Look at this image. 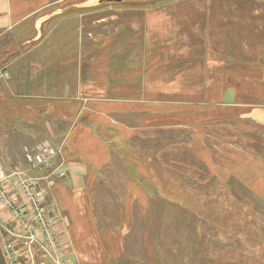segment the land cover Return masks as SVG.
Here are the masks:
<instances>
[{
  "label": "crops",
  "instance_id": "0c3cea01",
  "mask_svg": "<svg viewBox=\"0 0 264 264\" xmlns=\"http://www.w3.org/2000/svg\"><path fill=\"white\" fill-rule=\"evenodd\" d=\"M115 2L0 0V33L26 46L0 70V96L21 106L12 107L15 140L0 112V147L49 140L61 148L65 177H34L48 182L46 201L74 264H120L168 176L200 186L237 181L264 200V0ZM99 180L120 201L114 231L95 224ZM167 206L176 212L168 226L181 227L179 205ZM157 236L152 243L165 242Z\"/></svg>",
  "mask_w": 264,
  "mask_h": 264
},
{
  "label": "rangeland",
  "instance_id": "374dc122",
  "mask_svg": "<svg viewBox=\"0 0 264 264\" xmlns=\"http://www.w3.org/2000/svg\"><path fill=\"white\" fill-rule=\"evenodd\" d=\"M144 1L125 0L123 3L134 5L136 2ZM41 30L43 31L44 27ZM31 33L34 31L31 30ZM14 36L5 32L0 33V66L6 61H11L26 48L21 47L19 37L17 40ZM14 44L18 45L13 46ZM254 91L258 92L257 89ZM8 103L14 108L12 100ZM3 122L9 124L8 121ZM14 134L8 137L15 140ZM46 138L53 139L52 136ZM22 146L14 149V155L4 154L0 148V165L9 173L23 170L27 176H34L35 170H29L28 165L22 163ZM168 177V181L165 182L167 191L162 198L163 205L167 210L172 208L167 206L169 203H177L180 220L189 223L183 221L181 227H169L170 222L167 219H173L176 212L163 210L160 222L155 224L156 230L151 234L150 228L154 224L151 218L154 212L150 211L143 218L138 217L135 221L136 226L125 239L123 260L127 262L126 264L129 262L140 264L139 260L145 257L150 259L156 257L160 259L161 264H264V200L261 197L254 195L237 181L225 185L212 183L200 186L185 180L183 176L177 179ZM7 188L13 195L20 194L12 184H8ZM12 217L13 214L2 203L0 194V220L8 223ZM173 234L181 239L177 240L178 243L169 241ZM157 235L162 236L165 242L152 243V236L158 239ZM184 237L188 239L193 237L195 241L191 244L188 241L185 243ZM26 254L30 258L21 259L28 263L37 264L44 258L33 257L29 251ZM122 261L120 264H124ZM82 262L84 260L80 261V264H84Z\"/></svg>",
  "mask_w": 264,
  "mask_h": 264
},
{
  "label": "built area",
  "instance_id": "2783aa9c",
  "mask_svg": "<svg viewBox=\"0 0 264 264\" xmlns=\"http://www.w3.org/2000/svg\"><path fill=\"white\" fill-rule=\"evenodd\" d=\"M60 153L61 148H55L49 140L22 146L29 170H51L56 177L64 178L66 171L59 169L57 160ZM8 184L20 194L9 193ZM47 186L43 177L27 176L23 170L9 173L0 165L2 203L13 214L8 223L0 220V250L6 264H33L21 259L29 257L28 251L33 257H44L37 264H74L65 253L54 212L47 204Z\"/></svg>",
  "mask_w": 264,
  "mask_h": 264
},
{
  "label": "trees",
  "instance_id": "16d2710c",
  "mask_svg": "<svg viewBox=\"0 0 264 264\" xmlns=\"http://www.w3.org/2000/svg\"><path fill=\"white\" fill-rule=\"evenodd\" d=\"M101 1L103 3H108L109 1L116 3L115 2L116 0H101ZM124 1L125 0H119L118 2L123 3ZM4 64L2 66H0V70L4 66ZM0 98L1 99L9 98L12 100L13 97L1 94ZM14 108H15V110L18 109V111H19V109H21V106L20 105H14ZM15 110L12 109V106H10V105L5 106L0 101V112H3L2 117L4 118V121H8V123L10 124V127H9L10 131L6 132V134H8V136L9 135L11 136L14 134V132H12V128H13V120L15 119V117L13 116V113ZM41 111H43V109H40V108L37 109V113H40ZM16 119L21 121V118H19V117H16ZM5 125H6V122H4V126ZM37 128L41 129V125L37 124ZM19 133L20 132H18L17 134H14V135H16V137H18ZM4 143L9 144L8 140H6ZM0 148L4 154L10 153V155H11L10 151L13 149L12 152H14V149H16V148H10V147L5 148L4 146L0 147ZM22 157H23V155H22ZM92 197H93L92 198V200H93L92 212H93V217H94L96 226L99 229L110 230V231L116 230L118 228V226L120 225V221L122 219V211H121L120 201H119L118 197L101 180H99L93 186ZM151 204L154 206V209H153L154 215L151 218V222L154 221V224L150 228V232L152 234L153 230H156L155 224L157 223L158 219L161 218L160 214L162 212V208L164 205H163V200L159 199V198L157 200H153L151 202ZM122 262L124 264L127 263L125 260H123ZM139 262H140V264H161L160 259H158L156 257H152L151 259L148 257H145L144 259H140ZM129 264H135V263L129 262Z\"/></svg>",
  "mask_w": 264,
  "mask_h": 264
},
{
  "label": "water",
  "instance_id": "95a60500",
  "mask_svg": "<svg viewBox=\"0 0 264 264\" xmlns=\"http://www.w3.org/2000/svg\"><path fill=\"white\" fill-rule=\"evenodd\" d=\"M116 1H119V0H116ZM0 264H6V263H5V260H4V258H3V255H2L1 250H0Z\"/></svg>",
  "mask_w": 264,
  "mask_h": 264
}]
</instances>
